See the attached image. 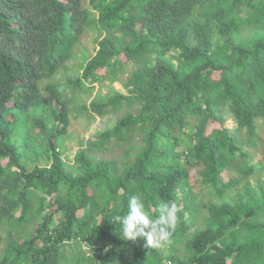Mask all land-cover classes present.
<instances>
[{
  "label": "trees",
  "instance_id": "trees-1",
  "mask_svg": "<svg viewBox=\"0 0 264 264\" xmlns=\"http://www.w3.org/2000/svg\"><path fill=\"white\" fill-rule=\"evenodd\" d=\"M124 108L64 160L70 111ZM259 120L264 0H0V264H264ZM134 195L178 205L168 242L120 236Z\"/></svg>",
  "mask_w": 264,
  "mask_h": 264
},
{
  "label": "rangeland",
  "instance_id": "rangeland-1",
  "mask_svg": "<svg viewBox=\"0 0 264 264\" xmlns=\"http://www.w3.org/2000/svg\"><path fill=\"white\" fill-rule=\"evenodd\" d=\"M93 32H83L79 35L78 41L76 42V46L74 49H76V54L77 56L80 53V50H84L85 53L90 56L94 54L95 50L97 47H95L94 44V39H93ZM77 60V59H76ZM80 61V60H77ZM68 64L73 62V60H67L66 61ZM134 68V65L131 63H128L124 67V73L123 75L126 76L128 72H130ZM67 73V74H75V71L73 70H68L64 71V69H60L58 73L54 76L56 79L60 78V74ZM78 73H81V69L78 71ZM45 84V81H42V85ZM113 87L117 90H119L122 93H126V89L123 88L122 84L120 82H114V83H109L108 81H103L102 83H95L94 87L91 92L89 93H83L81 94V99H79L80 102H84L86 104H89L90 100L93 97H96L98 94L100 95H106L110 88ZM67 90H70L67 88ZM136 106V105H135ZM134 106V108H135ZM125 108L120 110L117 113L113 114H107L104 117H99L95 116V118L89 119L87 117V114L85 112H80L77 113L75 110L69 112V117H70V124L68 126V137L64 141V147L65 151L62 154V157L68 164L73 163L74 156L76 152L80 148H86V141L88 139H91L94 137V135L100 131L103 130L107 127L111 126V123L114 121L116 117L121 115L124 112ZM227 126H232L233 121L231 118H227L226 120ZM257 131L258 134L263 138L264 140V122L259 120L258 125H257ZM80 141H83L82 145H80ZM126 146L124 145L123 147H111L109 150L106 151H94L96 155L104 157L105 159L112 160L114 162L119 163L120 161L123 160V152L125 150ZM93 150H90L92 152ZM262 157V163L260 166V170L262 171L263 178H264V151L262 154H259L255 160L258 158ZM6 234L5 232L3 233L4 237ZM4 246L5 244L0 240V259L2 258L4 254Z\"/></svg>",
  "mask_w": 264,
  "mask_h": 264
},
{
  "label": "clouds",
  "instance_id": "clouds-1",
  "mask_svg": "<svg viewBox=\"0 0 264 264\" xmlns=\"http://www.w3.org/2000/svg\"><path fill=\"white\" fill-rule=\"evenodd\" d=\"M127 209L126 215L115 217L113 222L114 224L119 223L121 228L119 234L124 240L136 241L137 238L143 237L146 241L145 245L149 247L168 242L179 212L176 203L160 202L158 205L159 215L155 219L145 211L144 202L138 196L134 195L129 198Z\"/></svg>",
  "mask_w": 264,
  "mask_h": 264
}]
</instances>
